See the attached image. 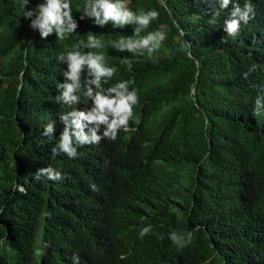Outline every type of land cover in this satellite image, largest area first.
Masks as SVG:
<instances>
[{"label": "trees", "instance_id": "obj_1", "mask_svg": "<svg viewBox=\"0 0 264 264\" xmlns=\"http://www.w3.org/2000/svg\"><path fill=\"white\" fill-rule=\"evenodd\" d=\"M84 2L71 0L78 28L58 40L29 27L26 0H0V264H72L73 254L80 264H264V110L253 111L264 92V0H251L254 17L235 36L223 29L232 5L215 15L214 0H126L159 13L135 37L133 26L81 20ZM157 30L159 48L127 70L130 54L112 42ZM88 35L102 48L85 51L117 68L109 83L134 81L139 123L70 160L51 151L69 110L53 99L66 67L57 56ZM49 166L64 179H34Z\"/></svg>", "mask_w": 264, "mask_h": 264}, {"label": "clouds", "instance_id": "obj_2", "mask_svg": "<svg viewBox=\"0 0 264 264\" xmlns=\"http://www.w3.org/2000/svg\"><path fill=\"white\" fill-rule=\"evenodd\" d=\"M23 11L25 19L29 20V27L38 31L40 37L47 38L54 34L58 40H63L76 33L78 22L73 16L71 0H38V3ZM218 10L228 9L223 29L227 36H235L241 25H246L254 17V7L251 0H243L241 7L239 0H214ZM159 13L155 10L132 11L127 7L126 0H85L80 19H88L95 26L104 28L111 25L112 29H123L133 26V37L147 29L156 20ZM123 37L112 42L111 47L117 52H127L130 57L122 59L121 64L131 71L134 58L151 54L159 48L165 39L161 31H151L139 38ZM102 44L96 35H88L85 41L73 45L57 56L59 63L66 65L62 71L63 82L56 83L54 102L68 111L59 114V121L63 125L57 142L52 147L53 156L65 155L68 159L79 156L78 149L86 145H98L102 140L115 141L121 131H126L129 121L139 123L134 115V107L138 105V94L131 79L109 83L117 72L115 66L105 63V56L100 51H85L86 49H101ZM247 75V74H245ZM105 85H108L105 87ZM83 105V106H82ZM264 110V92L254 101L253 111L259 114ZM55 122L47 124L42 135L49 139L54 137ZM45 177L49 181H62L64 176L52 167L39 169L34 174L35 180ZM96 190V185H91ZM23 191V189H21ZM96 203L97 192L92 194ZM152 226L140 229V237L148 235ZM169 239L178 248L185 247L188 240L183 234L169 233ZM72 264H80L78 255L73 254Z\"/></svg>", "mask_w": 264, "mask_h": 264}]
</instances>
